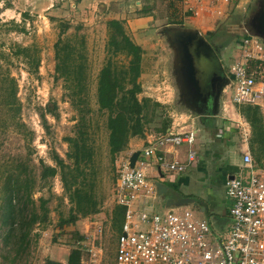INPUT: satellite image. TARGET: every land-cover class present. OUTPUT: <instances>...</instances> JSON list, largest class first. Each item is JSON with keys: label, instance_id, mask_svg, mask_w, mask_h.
I'll return each mask as SVG.
<instances>
[{"label": "rangeland", "instance_id": "rangeland-1", "mask_svg": "<svg viewBox=\"0 0 264 264\" xmlns=\"http://www.w3.org/2000/svg\"><path fill=\"white\" fill-rule=\"evenodd\" d=\"M208 1L0 0V264H66V258L74 248L82 249L84 263L81 264H114L119 231L113 228L112 218L115 207L119 206L114 198L118 167L122 160L137 152L136 143L141 142L145 134H163L160 131L163 121H169L171 125L172 114L187 113L188 108L182 103L180 90L174 87L176 97L171 106L166 103L157 109L152 121L146 125L143 137L130 138L124 151L114 159L110 157L106 115L98 112L95 97L97 76L106 56L107 23L110 20L122 21L126 34L143 50L141 68L145 74V95L140 94L139 99L165 102L168 92L165 79L172 77L175 56L164 40L168 37V30H197V21L200 20L213 28L210 33L220 29V34L209 36L206 30L203 35L208 42L219 47L218 59L226 77L238 57V40L233 36H242L244 30L251 31L244 22L247 23L246 20L256 16L261 9L260 0H249L250 5L245 12L236 8L242 0H214L213 4ZM207 7L216 9V14L206 11L202 16L201 10ZM177 20L181 24L173 23ZM63 25L68 29L60 34ZM75 32L86 40L92 111L85 118V133L94 152V191L100 205L96 214L61 227V221L69 216L70 203L54 157L71 165L66 156L69 152L66 138L75 136L78 131L79 116L65 98L63 81L55 79L53 46L59 37ZM17 47H34L38 51L36 73L22 57L13 55ZM219 86L220 82H216L214 94L199 101L195 112L191 109L192 114L189 113L198 121L197 126L206 131L208 127L204 123L207 120L218 125L221 121ZM13 88L15 95L8 97ZM225 99L233 104L224 96L222 102ZM10 101L13 103H8ZM245 123L249 125L246 120ZM129 143L132 146L129 147ZM196 147L197 142L193 147L197 158L190 170L169 175L170 181L165 184L178 196L191 199L196 204L195 208L204 207V216L212 221L226 212L229 200L225 185L229 174L224 169L219 170L221 166L217 169L205 166L204 172L198 171L201 157ZM250 148L254 166L264 172V148L261 151L256 142ZM48 166L57 168V172L42 179L43 170ZM15 176L33 180L31 198L38 216L43 215L40 200L45 201L47 219L35 223L25 240L21 238V223L12 225L11 220L4 219L7 178ZM30 207L24 208L26 219ZM158 209L163 207L158 206ZM9 232H12L10 237Z\"/></svg>", "mask_w": 264, "mask_h": 264}, {"label": "built area", "instance_id": "built-area-1", "mask_svg": "<svg viewBox=\"0 0 264 264\" xmlns=\"http://www.w3.org/2000/svg\"><path fill=\"white\" fill-rule=\"evenodd\" d=\"M237 50L224 92L237 107L264 109V40L244 30ZM195 140L194 130L168 131L147 142L132 168L129 158L120 163L114 198L125 213L114 264H264V172L254 166L249 151L226 181L231 205L224 232L197 218L190 206L156 209L159 198L147 172L153 169L162 177L185 173L194 152L186 160L167 161L163 149L190 148Z\"/></svg>", "mask_w": 264, "mask_h": 264}, {"label": "trees", "instance_id": "trees-1", "mask_svg": "<svg viewBox=\"0 0 264 264\" xmlns=\"http://www.w3.org/2000/svg\"><path fill=\"white\" fill-rule=\"evenodd\" d=\"M173 23L181 24V21L177 20ZM61 28L60 34H64L68 26L63 25ZM107 31L106 56L97 76L95 97L98 112L106 115L107 145L109 155L114 159L115 155L126 149L130 138L143 137L146 125L152 121L161 105L149 98L139 99L142 93L139 81L142 74V48L126 34L122 21L110 20L107 23ZM213 34H220V29L210 33L209 36ZM233 37L239 39V36ZM85 41L84 36H78L75 32L59 37L53 46L55 79L63 81L65 98L79 116L78 131L75 136L66 138L69 148L66 156L71 161V165H66L57 156L54 157L61 173L64 192L70 203L69 216L61 221L59 224L61 227L73 225L79 218L96 214L100 205L94 191L96 188L93 169L94 152L85 133L87 127L85 118L92 111L89 90L91 77ZM13 55L22 57L25 63L33 68L32 71L37 72L39 58L38 51L34 47H17ZM14 95L13 88L8 97ZM237 111L251 127L253 134L251 133L250 146L256 142L262 151L264 127L260 109L253 106H239ZM169 126V121H163L160 131L165 133ZM56 172L57 168L48 166L43 170L41 178L52 176ZM7 179L4 219L11 220L12 225L15 222L18 225L21 223L20 230L23 231L21 238L25 240L35 223H42L47 219L45 201L40 200L43 215L38 216L35 202L31 198L33 180L30 178L22 180L19 176ZM29 206L31 207L26 219L24 208ZM18 207L19 209L15 211ZM124 211L122 206H116L113 211V228L119 231L118 234L124 221ZM9 233L8 237L12 232ZM79 240H82V237ZM81 252L80 248L70 250L66 264H81Z\"/></svg>", "mask_w": 264, "mask_h": 264}, {"label": "crops", "instance_id": "crops-1", "mask_svg": "<svg viewBox=\"0 0 264 264\" xmlns=\"http://www.w3.org/2000/svg\"><path fill=\"white\" fill-rule=\"evenodd\" d=\"M208 3L213 4L214 0H209ZM250 5L249 0H242L240 3L236 6V8H241L244 12L246 9H248ZM202 11L203 15L205 16L206 11L213 12L216 14V9L213 10L212 8H206ZM0 11H2V8L0 7ZM214 17V16H212ZM248 18L249 21L251 20ZM209 20V18L207 19ZM246 24V22H244ZM198 26H196V29L200 31V34L202 36H205L203 34L205 33H210L213 31V28H209L207 24H204V20L197 21ZM259 29V27H258ZM262 31L264 32V26L261 27ZM207 30V32H205ZM145 74H141V77L139 79L141 83V88L143 89L142 95H145L144 91V86L145 82L143 81V77ZM167 82V87H165L168 92H167V101L163 102L162 100H158L160 105H167L166 103H171L173 102V98L176 97L174 93V81L173 78L171 77L170 79H165V83ZM163 85V83H162ZM224 98L231 99L230 94H223ZM222 96V98H223ZM148 97V96H144ZM150 97V96H149ZM221 98V103H220V118L221 121H219V125L213 122L212 120H207L204 124L207 125L208 131L206 129H202L200 126H197L198 121L194 118H191L189 115V112H183V113H173L172 114V122L169 128L166 129L165 132H175V131H186V130H194L196 131V140L195 143L193 144L192 147H188L187 145H182L177 148H171L170 146H167L166 148L163 149V154L166 158L167 161H174V160H186L188 157V153L191 151L194 152L195 154V159L194 161L190 164L188 167L187 173L190 170V167L195 163L196 158H197V152L195 153V150L193 149L194 145L197 142V150L198 154L201 157V162L197 164V169L198 171L204 172L205 166H208L209 168L217 169L220 166L219 170L224 169L230 177L234 175L239 167L242 164V155L245 152H251V148L249 146V142L251 139V131L249 130V125L245 123V120L241 117V115L238 113L236 107L234 104H231L228 100H224L222 102ZM163 107V106H162ZM262 112V117H264V109H260ZM264 119V118H263ZM223 121V123H222ZM264 124V121H263ZM215 125V126H214ZM155 134H145V137H143L142 141L139 143H136V150L137 152H140L147 144V142L153 137ZM132 146L129 143V147ZM220 163V164H219ZM233 172H235L233 174ZM148 177L150 180H158L160 181L163 185L166 182L170 181V176L165 174L163 177L160 176L161 174L156 173L155 170L151 169L147 172ZM169 179L168 181L166 179ZM228 179V178H227ZM226 187V186H225ZM176 198H183L182 196H178L176 193L167 190L165 194L164 199H176ZM164 200L160 202V199H157L155 201L156 204V209L159 211H162L164 209ZM231 205V202L229 200L228 206L226 207V212L223 215H217L215 220H209L204 216L206 209L204 207H199L195 208V206L190 205L191 209L194 211L196 214L197 218H204L206 219L212 226L217 231L224 232L228 226L227 220L228 218V209ZM158 206L163 207V209H158ZM196 209V210H195ZM69 255V254H68ZM67 259V258H66ZM82 263L83 260H82Z\"/></svg>", "mask_w": 264, "mask_h": 264}, {"label": "water", "instance_id": "water-1", "mask_svg": "<svg viewBox=\"0 0 264 264\" xmlns=\"http://www.w3.org/2000/svg\"><path fill=\"white\" fill-rule=\"evenodd\" d=\"M259 7H261L259 13L246 23V26L252 30L246 28L250 34L264 40V32L261 29L264 26V0H260ZM167 34L168 37L164 40L175 53L172 63L174 87L180 90V97L183 98L182 103L188 108L187 111L192 114L191 109L195 112V105L199 101L214 94L216 82H220L218 99L221 103L224 90L230 84V80L228 76L225 77L222 71L217 51L195 29L174 30L173 32L168 30ZM207 77L208 85L206 87L204 80ZM138 156L139 152L131 154L130 168L133 167ZM152 183L156 189V196L160 201L164 200L165 207H187L190 205L196 207L191 199H164L169 188L160 181Z\"/></svg>", "mask_w": 264, "mask_h": 264}, {"label": "flooded vegetation", "instance_id": "flooded-vegetation-1", "mask_svg": "<svg viewBox=\"0 0 264 264\" xmlns=\"http://www.w3.org/2000/svg\"><path fill=\"white\" fill-rule=\"evenodd\" d=\"M203 38L205 39L204 36H203ZM205 41H207V40L205 39ZM207 42H208V41H207ZM208 44H209L211 47H213V49H214L215 51H217V53H218V55H219V51H220L219 47H217V46L211 44L210 42H208ZM204 79H205V78H204ZM207 79H208V77L204 80V85H205L206 87H207V85H208V81H207Z\"/></svg>", "mask_w": 264, "mask_h": 264}]
</instances>
